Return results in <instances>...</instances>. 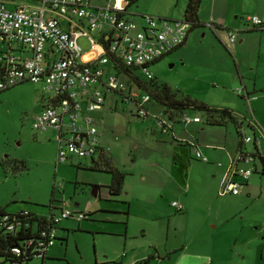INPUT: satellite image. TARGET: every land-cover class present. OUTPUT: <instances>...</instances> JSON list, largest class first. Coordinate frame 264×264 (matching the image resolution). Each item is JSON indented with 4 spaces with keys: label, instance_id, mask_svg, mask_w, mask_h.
Segmentation results:
<instances>
[{
    "label": "rangeland",
    "instance_id": "obj_1",
    "mask_svg": "<svg viewBox=\"0 0 264 264\" xmlns=\"http://www.w3.org/2000/svg\"><path fill=\"white\" fill-rule=\"evenodd\" d=\"M99 1L102 4L106 2ZM186 1L130 0L128 17L135 22L140 21L136 14L179 19ZM5 4L12 8L6 1ZM247 16H256L264 24V0H200L197 19L202 26L193 28L191 33L193 41L206 36L201 39L202 47L213 40L211 32L218 33L215 30L217 25H225L221 29L234 33L235 45L241 39L240 47L231 50L234 61L229 56L230 61L225 63L229 70H234V85L224 84L226 74L212 79L211 69L207 64H198L190 51L180 57L174 53L166 54L152 62L148 70L156 83H165L179 94H186L208 106L218 104L219 93L226 92L227 88L232 94L228 97L229 105L264 136V29L251 28L244 21ZM209 23L213 24L212 29ZM77 43L83 50L88 47L82 37L77 39ZM16 45L12 42L13 47ZM238 75L244 84L250 86L254 82L255 86L263 87L255 93L254 103L259 107L254 109V114H250L251 105L249 107L233 94L235 89L241 88ZM119 78L126 81L123 76ZM50 96L51 92L46 91L40 82H21L0 91V208L7 213L27 211L48 216L55 211L52 205L64 202L67 209L87 214L79 222L71 218L59 222L65 227L57 229V234H61L64 240L61 243L55 240V248L49 250L51 256L45 259L44 264H125L127 258L136 259V264H161L157 260L166 258L155 256L148 262L137 258L143 255L140 250L146 241H154L162 256L165 255L164 245L169 251L176 248L174 252L181 245L188 246V251L198 254V264L207 263V260L211 264H264V140L258 145L262 162L254 160L255 170L249 175L252 184L249 193L218 196L216 179L219 176H214L213 166L215 161L224 159L223 151L218 148L231 152L230 145L239 139L231 122L207 124L202 112L186 110V114L196 115L202 121L183 126L184 123L176 119L174 137H171L170 134H161L154 123L153 116L160 110L157 104L148 103V115L139 118L135 116L131 102L122 101L118 94L106 92L102 107L94 112L98 143L106 163L102 160L95 165L82 157L56 163L53 132L39 131L34 127L36 116ZM242 130L249 134L246 128ZM181 137L183 141L194 137L201 153L209 158L208 162H202L193 157V150H190L191 154L187 153L185 159L189 165L186 171L190 178L187 192L178 191L161 168L165 167L161 162L167 164L169 154L175 151L171 148L177 143L183 145V141H178ZM246 148L250 151L251 145L246 144ZM207 151L222 155L217 157L219 159L212 158ZM93 161L99 163L96 155ZM107 162L124 174L116 194L109 192ZM242 165L250 166L247 163ZM151 180L159 182V187H153ZM193 181L198 183L200 196L193 201L188 215L182 216L185 210L175 211L171 202L180 203L175 197L178 193L189 196ZM93 188H96L94 195ZM157 188L163 190L159 192ZM127 206L131 211L130 224L134 226L127 241L134 245L133 250L122 247L123 236L106 232L122 225L117 221L123 217L120 212H126ZM109 211L120 212L112 215ZM168 213L173 214L169 226L176 229L165 233ZM138 215L152 219V222L147 220L151 224L159 225V234L152 229L144 236L136 233ZM112 217L117 223L111 222L114 221ZM176 252L169 254L172 260L176 259ZM38 262L37 258H32L27 264Z\"/></svg>",
    "mask_w": 264,
    "mask_h": 264
},
{
    "label": "built area",
    "instance_id": "obj_2",
    "mask_svg": "<svg viewBox=\"0 0 264 264\" xmlns=\"http://www.w3.org/2000/svg\"><path fill=\"white\" fill-rule=\"evenodd\" d=\"M5 1L12 8L7 7ZM28 1L30 3L0 0V90L24 80L43 83L45 90L51 92L49 101L53 103L42 107L34 127L53 132L56 163L71 157L91 158L99 150L94 112L102 107L106 92H117L122 101L131 102L137 117L148 115V94L133 87L126 90L125 82L108 69V54H114L124 66L137 68L133 76L139 81L150 80L149 63L180 46L189 24L182 18L163 19L148 14L135 22L120 13L123 6L117 3L93 7L88 0ZM244 21L250 26L264 28L256 16H247ZM80 37L87 40V51L77 43ZM225 40L234 43V33L227 32ZM12 42L27 50L28 55L13 54L11 51L16 47ZM86 53L88 58H85ZM236 93H240V88ZM181 121L187 123L198 121V118L183 116ZM164 122L161 118L157 120L162 133L166 131ZM250 139L244 137L243 141ZM195 157L206 160L197 151ZM238 157L244 163L250 159L245 152ZM251 172V166H234L227 171L228 176L233 174L242 181ZM225 192L236 194L238 182L228 180L219 193ZM172 205L180 210L179 204L173 202ZM83 217V212L71 211L62 202L56 212L45 216V221L34 228L31 235L19 245L11 246L10 253L21 257L20 260L28 256L40 259L54 242L55 226L62 219ZM5 220L6 216L2 221L9 232L18 224L27 227L26 222L7 223ZM11 264H19V259Z\"/></svg>",
    "mask_w": 264,
    "mask_h": 264
},
{
    "label": "crops",
    "instance_id": "obj_3",
    "mask_svg": "<svg viewBox=\"0 0 264 264\" xmlns=\"http://www.w3.org/2000/svg\"><path fill=\"white\" fill-rule=\"evenodd\" d=\"M88 2L93 7H102V6H106V5H112L113 3L120 4L121 6H123L122 15L125 18L131 20V18L128 17L129 13L127 11V7H128V5L130 3V0H106V2L103 3V4L99 0H93L92 3L90 2V0H88ZM25 3H30V1L27 0V2H25ZM136 15H137V18L140 19V15L141 14H136ZM201 24L202 23H200L199 26H202ZM223 26H220V27H218V29H215V30L218 31V33L211 32V34L213 35V40L210 43L205 44L203 47H202L203 40H201V39L205 38L206 36L198 37L196 41H193V36L191 34L192 33V29H190L188 31L187 35H186V38H185L184 42L180 46L176 47L171 52H169L168 55L174 53L175 56L180 57V56H183L186 53V51H190V53H192L193 59L196 60L198 64H200V65L207 64V66L211 69L209 73H213L212 79H217L220 76L222 77V75L226 74V82L224 84H226V85H234L235 84V80H234V76H233L234 75L233 74L234 70H229L226 67L225 63L226 62L228 63L230 61L229 58H228L229 56L232 59V61H234L232 53H231V50H235L236 48L240 47L241 39L238 40L239 44H236V45H235L236 42H234L232 44L228 43L225 40L226 30L221 29V28H225L226 26L225 25H223ZM215 30H213V31H215ZM214 37L217 38V41L219 43L216 41V39ZM85 41L87 42L86 39H85ZM87 44H88V42H87ZM220 44L226 49V51L221 47ZM15 47L16 48H14L13 51H12L13 54H15V55H17L19 57H23V56H27L28 55L27 50H24V49H22L21 47H19L17 45ZM87 49H88V47H87ZM87 49L84 50V51H87ZM85 58H88V53L85 54ZM224 66L226 67V69L224 68ZM237 73H238V71H237ZM238 77H239V82L241 83V88H240L241 89V93H240V95H238L236 93V89H235V91H233V94H234V96H236L239 99H241V101H243L246 104H248L249 107L251 105L252 109H250V114L251 113L254 114V109H258V107H259L258 104L254 103L255 100H256L255 93H256L257 90H260L263 87L262 86H255L254 82L252 83V85L249 86V85L243 83V79L241 78V76L238 75ZM229 96H232V94H231L230 91H227V88H226V92L223 91V92L219 93L220 100H219L218 104H221V105H218V104L214 103L213 104L214 106H212V107H215V108H226L231 113H233L234 116H238L240 118H243L241 116V113L237 112L235 109H233V107L231 105H229L230 104V103H228V97ZM194 98L200 99L199 97H194ZM161 115L162 114L160 113V110H159V113H157L156 116H153V120H154V123H155L156 126H157V120L159 118H161L163 121H165L164 124H165L166 131L162 133L159 130V132H161V134H164V135L165 134H170L171 137H174V131H175V129H174L175 125L174 124L177 121H175V120H169L168 121L163 116L164 119H165L164 120L161 117ZM185 116H187L189 118H194V117L199 118L196 115L190 116V115L186 114V112H185ZM178 121H179V119H178ZM199 122H200L199 120L198 121H189L187 123L183 122L184 123L183 126H188L190 124H196V123H199ZM247 123H249L251 125V127H252V129H250V128L247 129V130H249V134H247L245 132V130H243L245 135L249 136L251 138L248 142L242 141V144H241L240 143V137H239V139L233 145H230L229 148H230L231 152H229V151H227V150H225V149H223L221 147L218 148V150L223 151L222 153L224 154V156H223L224 159L222 161H219V160L215 161L214 162L215 166H213L214 176H216V175L219 176V178L216 179V181L218 180L217 181V183H218L217 195L218 196H221V195H224V194H231L233 196H236V195L243 194V193H246V194L249 193V190L251 189V186H252L251 182H249L250 176H248L245 180L242 181L239 178H237V176H235L233 174L231 176H228L229 174L227 173L228 169L233 168L234 166H243L242 164H245L238 157V155H240L241 152H245L246 155H248L250 157L249 162L247 164L251 166L252 172L255 170L254 160H258V161L262 162V159H263L262 157L263 156L261 155V153H260V151L258 149V145L262 142V140H264V136H263V134H261L262 132L255 125H252L248 121H247ZM234 130L236 132L235 126H234ZM236 134H237V132H236ZM177 138H179V137H177ZM193 138L194 137H192L191 139L186 140V141H183L184 140L183 137H181L180 140L178 139V141L180 143H181V141H183V145H185L187 148L183 147L182 144L177 143L175 145V147L173 146L171 148V149H174L175 151L173 153L169 154V159H168L167 164L165 162H161V164H163L165 167H162L160 163L158 164L159 167L161 166V168L164 169V171L166 173V176H167V179L172 183V185L178 191L187 192L188 188H190V185H189V179L190 178L188 177V173L186 171V168L189 165V162H187V160L185 159L187 153L191 154L190 150H193V157L194 158H196L195 157V152L197 151V152H199L201 157H205L206 160H201L200 158H196V159H199L202 162H208L209 161V158L206 155L201 153V151L198 148L199 144ZM172 140H173V138H172ZM246 144H250L251 145V150L250 151L247 150ZM180 147H183V150H181ZM98 149L99 150H98V152L96 154H94L91 158H88L95 165L100 164V161H102L100 156L102 154H104L102 148L99 146V143H98ZM179 150H181V152H179ZM206 153L209 156H211L212 158H216V159H219L221 157V155H222V153H216L214 151L213 152L207 151ZM229 153H232L233 155H230ZM256 154H258V155L256 156ZM95 155L97 156V161H99V163H97L96 161H93V157ZM218 156H219V158H217ZM225 173H226V176H224ZM228 180L229 181L232 180V181H237L238 182V192L236 194H232L230 192H227V193L225 192L223 194L219 193L220 190H222L223 185L226 184V182ZM150 183L152 184L153 187H159V185H160L159 182H157L155 180H151ZM150 183H149V185H150ZM182 186H183V188H182ZM153 187H151V189H153ZM163 187L164 186H161V188H163ZM197 187H198V183L193 181V183H192V193L189 196H187V193L184 194L185 196H182L180 193H178L175 197L179 200L180 203H178V202L173 200L171 202V207L175 211H180V210L184 211L185 210V212L183 214H181L182 216L188 215L187 212H189L191 210V206H192L193 201L196 199V197L200 196V193H199ZM157 190L159 192H161L163 189L157 188ZM95 194H96V192H95ZM173 202H175V203H177V204H179L181 206L180 210H176L173 207V205H172ZM58 206L59 205H52L51 208H56ZM56 210L57 209H55V211ZM108 210H111V209L109 208ZM109 212H112V211H109ZM116 212H120V211H114V212H112V215H116ZM120 213H122L124 215H122L123 217L119 218V221H117V222H120L122 225L119 226V227L114 228L111 231H106V232H110V233H113L115 235L119 234L120 237L123 236V238L121 239L122 240V247L124 249L126 247H128V248H130L129 250H133L134 249V245L132 243L129 244L128 243L129 241H127V239L130 238L129 237L130 234H133V229H134L133 224H130L131 221H132L130 219V215H131L130 214L131 213L130 206H127L126 212H120ZM38 216L45 217L43 215H38ZM86 216H84L82 219H84ZM172 216H173L172 213H168L167 214L166 225H165L166 226L165 227V233H168L169 231L171 232V230L173 231V230L176 229V227H173V228L171 227L170 228V226H169V219ZM71 219L76 221V222H79L81 220V219L76 220L74 218H71ZM136 219H137V222H136L137 226H136V231L135 232L136 233L140 232V236H144V234H146L145 232L151 231L150 229H152L155 234L156 233L159 234L161 228L159 227V225L151 224V222H152L151 220L152 219H147V218H145L142 215H138L136 217ZM111 220H114V217H112ZM147 220H149L151 222H149ZM111 222L112 223L113 222L117 223V222H115V220L111 221ZM63 227H65L64 224L60 225L59 223L55 226V239H54V242L52 243V245L47 247V249L45 251V254L42 256L43 257V261H41L42 260L41 258L40 259L37 258L39 260V262H38L39 264H44L45 259H47L49 256H51V255L48 254V252L51 249L54 250V248H55L54 247L55 246V240L58 239V241L60 243L62 242V240H64L61 237L62 236L61 234H57V229L63 230L64 229ZM163 247H164V250H165V255L162 256V254L159 253L160 251H158L159 250L158 245L154 241H151V242L146 241V243L141 247V250H140L141 254H143V255H141L140 257H137V258H143L142 259L143 261H147L151 257H155L156 256V258H160V259L166 258L165 260H157V262L161 261V264H198V260H199L198 254H196L195 252L188 251V246H185V245L182 246L181 245L180 248H177L176 251H178V252L175 251L176 252V259L175 260H172V256H170V255L175 253L173 250L176 249V248H173V249H171V251H169V249H167L166 245H164ZM160 255L162 257H160ZM31 259L32 258L28 259L25 262L24 261L19 262V264H27V262L29 260H31ZM166 261H167V263H166ZM121 262H122V260H121ZM134 262L136 264L138 261H136V259H134V258L133 259L132 258L125 259V264H133ZM162 262H164V263H162ZM204 264H211V261L207 260V263L205 262Z\"/></svg>",
    "mask_w": 264,
    "mask_h": 264
},
{
    "label": "trees",
    "instance_id": "obj_4",
    "mask_svg": "<svg viewBox=\"0 0 264 264\" xmlns=\"http://www.w3.org/2000/svg\"><path fill=\"white\" fill-rule=\"evenodd\" d=\"M199 4H200V0H187L186 1L183 15L181 18L185 20L186 22H188L189 24L188 31L200 25L197 19V10H198ZM122 11L120 12L121 14H122ZM143 15L144 14H141L140 17H142ZM157 18H161V17H157ZM163 19H167V18H163ZM209 25H210L209 28L211 29L214 27L213 24L211 23H209ZM215 27L216 29H218L217 26ZM250 27L257 28V29H264L261 26H255V25L253 26L251 25ZM227 32H230V31L227 30L226 33ZM108 58H109V65H108L109 70L114 72L118 77L123 76L126 78V81H123L120 79L122 82H125L126 90L127 88L133 87V88H137L138 90L142 92H146L149 96V100L147 104L148 103L157 104L160 107V113L162 114L161 116H164L168 121L176 120V119H179L181 121L182 117L185 116L186 110H196V111L202 112V114L204 115V122H206L207 124L219 125L226 121L231 122L236 128V132L240 137L241 144H242L244 137H249L245 135L242 129L243 128L252 129L251 125L247 123L245 119L240 118L238 116H234V114L231 113L228 109L215 108L212 106H208L207 104L201 101H197L193 98H190V96L186 94H179L176 90H173L171 87H169L165 83H156L154 81L153 75L150 80L141 82L138 80V78L133 76V74L136 75L135 72L138 71L137 68L135 67L131 68V67L124 66L119 60V58H117L112 53L108 54ZM151 63H149V65ZM21 82H26V81L24 80L18 83H21ZM7 88H4V89H7ZM240 93H241V89H240ZM240 93L238 95H240ZM113 94L120 95L117 92H113ZM48 103L52 104L53 102L49 101L48 99ZM198 120L201 121V118H198ZM257 155L258 154H256V156ZM104 156H105L104 154L100 156L103 162H105ZM107 165H108V162H107ZM105 167L107 168L106 172L110 174V183L108 186L109 192L112 194H116L120 190V186H121L124 174L120 172L119 170H117L113 165H108ZM57 208L58 207L53 208V209H57ZM52 214L53 212H51L49 216H51ZM83 214L84 216L87 215L84 212ZM4 216H6L5 221L7 223L13 222V220L15 221L19 220L20 223L26 222L27 227H24L22 224H18L16 229L13 232H9L5 229V223L2 221V218ZM45 219H46L45 217H41V216H38L30 212H27L26 214H24L22 211H18L16 213H6L3 211L2 208H0V264H11L13 261H17L18 259H19V262H22V261L25 262L28 259H30V257L28 256L25 260H20L21 257H15L12 253H10V248L13 245H19L20 242L25 237H28L29 235H31V233L34 232V228H37V226L43 223ZM27 253L29 252L27 251ZM41 259H42L41 261H43V257Z\"/></svg>",
    "mask_w": 264,
    "mask_h": 264
},
{
    "label": "water",
    "instance_id": "obj_5",
    "mask_svg": "<svg viewBox=\"0 0 264 264\" xmlns=\"http://www.w3.org/2000/svg\"><path fill=\"white\" fill-rule=\"evenodd\" d=\"M95 189H96V188H93V190H92V191H93V195H94V194H95V192H96V190H95Z\"/></svg>",
    "mask_w": 264,
    "mask_h": 264
}]
</instances>
